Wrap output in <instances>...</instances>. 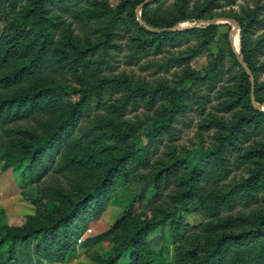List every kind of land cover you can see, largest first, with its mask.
<instances>
[{
	"label": "trees",
	"instance_id": "obj_1",
	"mask_svg": "<svg viewBox=\"0 0 264 264\" xmlns=\"http://www.w3.org/2000/svg\"><path fill=\"white\" fill-rule=\"evenodd\" d=\"M85 1L92 0H27L17 15L7 11L0 3V130L14 123L33 119L40 113L52 116L41 131L38 129L30 131L24 134V137L5 144L4 149L0 151V163L3 164L5 171L12 169L16 173L22 188L41 183L51 171L86 170L89 176L84 178L81 186L73 188L70 192L55 193L58 198L56 202H47L46 208L38 210L35 216L26 217L20 226L9 225L0 220V264H17V252L29 242H33L35 253L44 264H66L86 232L87 220L99 215L108 204L113 190L122 186L126 188L133 181L132 170L138 171L141 163L148 164L152 158L151 152L156 151L162 141L163 129H167L168 132L170 127L157 126V133L149 139V144L145 147L131 149L125 147L114 155L96 150L88 157L76 152L84 140L83 136L78 138L75 135L76 128L86 114L104 104V96L108 94L112 97L123 96L125 102L118 110L122 113L123 109L126 110L125 106L127 107L132 99L135 100L137 95V89L123 75L112 77L103 75L102 64L92 60L95 56L92 51L94 49L69 47V43L65 42L70 32L64 28L62 13L68 10L67 8L86 3ZM144 1L146 0H134L135 9ZM162 1L159 0L142 10V17L148 25L156 29H170L186 23L194 24L192 17H187L192 0H188L185 7L172 19H167L168 21H160L152 15L149 16L147 10ZM223 1L234 2L211 0L209 9L204 11V14L208 15V11L215 10ZM92 11L82 10L88 18L107 23L109 27L107 34H112V41L118 40L120 36L121 40L125 37L131 38L130 58L137 62L151 55H164L166 48L182 40H188L192 35L216 33L219 29L218 24L201 25L191 29L153 34L140 26L136 14L126 16L124 8L112 10L96 8ZM237 22L243 26L245 21L240 19ZM257 25L258 23L251 21L244 26L241 42L244 46L242 58L253 73L255 99L260 105L264 104V87L259 85L264 67H259L256 53L263 47L259 45L255 49H247V45L243 43L251 37ZM227 43L242 77L233 94L221 95L219 100L226 101L224 113L239 112L242 115L230 130L234 132V129H237L238 133L241 128L246 130L254 123L258 126L261 119L264 120V113L254 107L250 78L239 64L229 39ZM198 54V51H194L189 61L188 59L185 61L184 58L176 61L173 57L168 60V64L183 66L190 63ZM223 61L221 53L209 70L184 71L180 77L182 84L180 88L166 85L162 89L163 94L172 100V106L167 110L169 124L176 115L185 112L187 103L192 99L202 108L206 106V101L210 102L208 95H202V92L209 94L222 82ZM52 72L59 77H51L49 74ZM84 76L90 80L89 85L84 86L85 89L83 86L77 89L76 86L80 83L78 79ZM157 94L158 91H155L151 98ZM143 97L145 95L141 98ZM216 126L218 129L226 128L224 123ZM104 134L105 140L109 142L122 140L124 142L127 136L115 119L109 122ZM231 144H233L231 138L228 144L221 136L214 151H200L188 162H181V165L175 161L158 173L155 181L157 194L160 179L176 178L185 170H189V177H183L186 192L180 197V205L176 211L166 210L159 218L143 219L132 225V220L136 217L135 210L141 206H149L154 199L125 197L124 214L121 223L116 227L114 257L106 264H264V214H259L253 219L254 230L224 233L210 245L192 247L178 245L182 242L181 236L187 225L178 217L180 214H177L182 210H188L186 202L195 200L200 195L201 191L198 192L200 184L207 176L204 167L219 168L224 174L230 171L227 157H230V154H238L237 148ZM73 148L75 149L72 151ZM64 149L67 150L66 153L63 152ZM60 157L62 162L58 166L57 160ZM260 176L255 182L256 187L264 182V169ZM253 187L252 182H244L240 187H234L231 195L216 198L209 207L211 216H218L220 209L225 207L233 208L235 198L238 196L246 193L245 197H250ZM130 223L131 226L128 227ZM169 224L176 230L171 241L169 237L163 236V246L160 250L150 247L147 238L156 229ZM228 224L238 228L241 223L238 219H232ZM172 245L176 246L174 252L170 251ZM127 250L130 251L128 255L125 254ZM172 254L175 262L170 261Z\"/></svg>",
	"mask_w": 264,
	"mask_h": 264
},
{
	"label": "rangeland",
	"instance_id": "obj_2",
	"mask_svg": "<svg viewBox=\"0 0 264 264\" xmlns=\"http://www.w3.org/2000/svg\"><path fill=\"white\" fill-rule=\"evenodd\" d=\"M187 1L163 0L160 4L151 6L147 14L160 21H166L180 12ZM85 2L67 8L68 10L62 13L64 28L71 33L67 34L69 36L65 42L69 43V47L94 49L92 51L95 56L92 60L102 64L103 75L108 77L123 75L137 89V95L135 100L132 99L129 105L125 106L126 110L123 109L122 113L118 110L125 102L123 96L112 97L110 94L104 96V104L99 108H94L79 122L75 135L78 138L83 136L84 140L76 152L88 157L96 150L114 155L125 147L126 149L145 147L149 144V139L157 133V126L170 125V127L168 132L167 129H163L162 141L158 144L157 150L151 152L150 157L152 158L148 164L141 163L138 171L132 170L133 181L126 188L122 186L120 189L113 190L108 204L99 215L87 220L86 232L66 264H106L114 257L116 227L121 223L124 214L123 199L125 197L154 199L149 206H141L135 210L136 217L132 220V225L143 219L159 218L166 210L176 211L180 205V197L186 192L183 177H189V170H185L181 176L176 178L160 179L159 194L155 189L158 173L167 169L175 161L180 164L188 162L200 151H214L221 136L228 144L231 138L233 143L231 145L237 148L238 154H230L231 156L227 157L230 171L228 170L226 174L219 168L204 167L207 176L200 184L201 188L198 190V192L201 191L200 195L195 200L186 202L188 210H182L177 214H180L178 217L187 225V229L181 236L182 242L178 245L190 247L210 245L224 233L254 230L253 219L259 214H264V182L259 187L255 186V182L260 179L261 171L264 169V120L261 119L258 126L254 123L246 130L241 128L238 133H236L237 129H234V132L230 131L242 115L239 112L224 113L226 101H220L219 97L224 94H233V90L238 88L242 77V73L235 66V58L231 55L227 40L229 39L231 46L233 44L234 49L243 56L242 30L251 21H255L258 25L253 29L251 37L243 43L247 45V49H255L256 46L262 45V50L256 53V56L259 67H264V0H234L233 3L223 1L220 2L218 8L208 11V15L204 14V11L209 9L211 0H192L187 17H192L194 24H183L177 27L178 31L199 27L202 21L216 20L219 25L216 33H197L188 40H182L166 48L164 55H151L138 62L130 58L132 55L130 37L121 40L122 36H120L118 40L112 41V34H107L109 27L106 22L88 18L82 12L83 9L92 11L96 8L99 10L124 8L125 15L130 16L136 11L134 0ZM0 3L7 11L17 15L26 5L27 0H0ZM229 19L245 21L243 26L238 23V30L233 32L232 39L230 34L234 30V25L227 21ZM194 51H198L199 54L192 58L190 63L183 66L168 64V60L173 57L176 61L179 58L189 61ZM221 53L224 60L223 80L211 93L202 92V95H208L210 102L206 101V106L202 108L192 99L187 103L185 112L176 115L173 122L169 124L167 110L171 108L172 100L163 94L162 89L166 85L180 88L182 86L180 77L184 71L209 70ZM94 68L95 65L92 69ZM49 75L54 78L59 77L54 72ZM78 81L80 83L76 86L77 89L81 86L85 89L90 83L87 76L79 78ZM259 85L264 87V72L260 75ZM155 91H158L157 96L151 98ZM144 95L145 97L141 98ZM259 106V110L264 113V104ZM49 118L52 116L40 113L33 119L17 122L0 130V151L4 149L5 144L24 137V134L30 131L37 129L41 131ZM113 119L122 128L123 133L127 134L124 142L123 140L121 142L105 140L104 133ZM117 119L119 122L116 121ZM220 123H224L226 128H216V125ZM63 152L66 153L67 150L64 149ZM57 161V165H61V157ZM85 177H89L86 170L51 171L41 183L22 188L16 173L12 169L5 171L3 164L0 163V220L13 226L22 225L26 217L35 216L38 210L46 208L47 202H56L58 198L55 193L70 192L73 188L81 186ZM244 182H252L254 185L249 194L250 197L246 198V193L236 197L233 208L220 209L219 215L212 217L209 212L211 202L218 197L231 195L233 188L240 187ZM232 219L240 221L238 228L228 224ZM175 233L176 230L169 224L156 229L147 238V242L150 247L160 250L163 246V236L169 237L171 241ZM175 250L176 246L172 245L170 251ZM129 253L130 251H125L126 255ZM17 254V264H44L37 257L33 242L26 244ZM170 261L175 262L174 254L170 257Z\"/></svg>",
	"mask_w": 264,
	"mask_h": 264
},
{
	"label": "water",
	"instance_id": "obj_3",
	"mask_svg": "<svg viewBox=\"0 0 264 264\" xmlns=\"http://www.w3.org/2000/svg\"><path fill=\"white\" fill-rule=\"evenodd\" d=\"M157 1H159V0H146V1H144L142 4H140L137 7V9L135 11V14H136L137 21L140 24V26H142L147 31H149V32H151L153 34H164V33H167V32L178 31L177 27L170 28V29H156V28L148 25L144 21V19L142 17V10L145 9L146 7H148L149 5L154 4ZM227 21L231 22L234 25V30L230 34V38L232 39V37L234 35L233 32H236L238 30V22L236 20H233V19L232 20L229 19ZM217 24H218V22L216 20L202 21L201 22V25H206V26L217 25ZM232 47H233V51H234V53H235V55L237 57V60H238L239 64L241 65V67L244 69V71L246 72V74L250 78L251 85H252V103H253V105H254V107L256 109H260V106L257 104L256 99H255V92H254L255 80H254L253 73H252L251 69L249 68L248 64L242 58V56L236 51V49H234L233 44H232Z\"/></svg>",
	"mask_w": 264,
	"mask_h": 264
}]
</instances>
